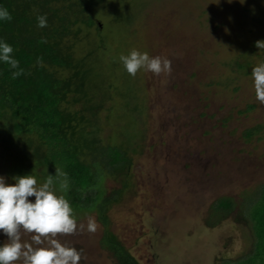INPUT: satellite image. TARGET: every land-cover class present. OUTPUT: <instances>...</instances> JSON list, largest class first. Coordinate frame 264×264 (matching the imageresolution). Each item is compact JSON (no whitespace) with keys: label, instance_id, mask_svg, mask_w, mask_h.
<instances>
[{"label":"rangeland","instance_id":"374dc122","mask_svg":"<svg viewBox=\"0 0 264 264\" xmlns=\"http://www.w3.org/2000/svg\"><path fill=\"white\" fill-rule=\"evenodd\" d=\"M91 15L99 22L68 39L78 69L54 71L84 80L62 107L84 117L77 158L111 201L103 215L87 210L56 182L85 225L61 242L82 250L80 264H116L108 249L116 242L137 264H264V105L251 78L264 63L255 47L264 41V0H104ZM132 49L167 58L171 73L129 75L119 57ZM106 148L127 152L126 171L109 176ZM25 154L0 157L6 184L31 174L42 184L63 169ZM223 198L231 210L218 209ZM88 217L100 225L95 233ZM7 239L0 230V246Z\"/></svg>","mask_w":264,"mask_h":264},{"label":"trees","instance_id":"16d2710c","mask_svg":"<svg viewBox=\"0 0 264 264\" xmlns=\"http://www.w3.org/2000/svg\"><path fill=\"white\" fill-rule=\"evenodd\" d=\"M103 1L0 0V8H6L12 16L11 21L0 20V40L13 47V56L23 69V74L13 79L12 72L18 69L0 62V157L4 160L28 159L31 156L25 153L30 150L43 164H61L63 172L67 173L71 202L82 204L87 210L97 209L102 215L111 199L100 194L104 191L96 190V173L87 162L77 158L80 146L73 142L75 133L85 129L84 117L62 107L64 104L70 106V95L82 92L84 80L71 84L70 75L60 78L54 69H68L71 74L75 66L78 69L81 61L75 62L73 46L68 39L77 40L82 32L80 26L87 31L99 22L91 13ZM37 15H46L47 27L37 26ZM89 54L91 52L85 57ZM37 58H42L43 66L37 64ZM251 134L246 132V137ZM69 143L72 147H68ZM41 149L46 154H41ZM108 150L104 149L102 156L109 166V176L126 171L130 166L127 152L119 149L111 155ZM221 201L223 207L221 204L218 209H232L231 199ZM108 249L116 256V264H137L117 242Z\"/></svg>","mask_w":264,"mask_h":264},{"label":"clouds","instance_id":"9594fccd","mask_svg":"<svg viewBox=\"0 0 264 264\" xmlns=\"http://www.w3.org/2000/svg\"><path fill=\"white\" fill-rule=\"evenodd\" d=\"M36 19L39 28L47 27L46 15H37ZM0 20H12L6 8H0ZM255 47L264 49V41H257ZM13 53V47L0 40V62L11 69H18L12 72V78L16 79L23 74V69L19 68V61ZM119 60L133 77L140 69L157 76L172 71L171 61L167 58L150 57L147 52L141 53L136 49L128 55H120ZM37 64L43 66L42 58H37ZM251 78L256 99L264 105V63L252 69ZM13 181V184H6L0 177V230L8 238L0 246V264H80L82 250L59 239L61 235H74L78 228H85L84 224H77L66 196L58 195L54 188V184L59 182L61 192L68 190L67 173L56 168L55 175H47L42 184H38L32 174L13 177ZM29 197H34V202ZM99 227L94 217H88V232L95 233ZM25 235L31 237L30 242L23 239Z\"/></svg>","mask_w":264,"mask_h":264}]
</instances>
